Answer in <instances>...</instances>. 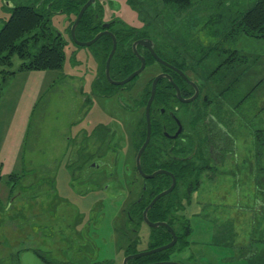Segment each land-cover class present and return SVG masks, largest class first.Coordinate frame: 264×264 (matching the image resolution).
<instances>
[{
	"label": "rangeland",
	"instance_id": "1",
	"mask_svg": "<svg viewBox=\"0 0 264 264\" xmlns=\"http://www.w3.org/2000/svg\"><path fill=\"white\" fill-rule=\"evenodd\" d=\"M42 1L0 0V30L11 8ZM97 1L103 24L157 36L174 59L186 68L193 65L204 79L214 77L224 56L233 57L228 46H215L207 23L196 20L204 18L202 13L171 25L156 15L154 0ZM55 4L63 6V1ZM75 19L61 11L49 19L50 31L65 44L59 70L18 72L23 61L16 55L0 66V264L27 249L43 252L56 264H123L130 243H136L137 253L149 247V227L142 222L134 234L128 211L143 185L135 168L142 145L139 136L134 139L136 128L143 129L140 102L160 69L156 63L147 66L101 96L94 90L102 73L97 47L74 43ZM234 44L251 65L240 93L258 88L243 108V121L233 115L236 158L203 166L198 190L182 200L178 215L189 222V246L172 253V262L264 264V39L243 36ZM29 45L37 47L31 40ZM100 77L104 86L106 77ZM11 174L22 176L13 192ZM188 185H180V197Z\"/></svg>",
	"mask_w": 264,
	"mask_h": 264
},
{
	"label": "trees",
	"instance_id": "2",
	"mask_svg": "<svg viewBox=\"0 0 264 264\" xmlns=\"http://www.w3.org/2000/svg\"><path fill=\"white\" fill-rule=\"evenodd\" d=\"M56 1L43 0L40 5L15 6L10 9V20L0 30V66H7L10 58L16 55L23 61L18 72L25 70H59L61 68L64 61L65 44L62 41L61 35L50 31V16L56 11L68 14L73 13L77 16L87 0H59L63 1V6L56 5ZM154 5L156 15L164 22H170L171 25H176L175 21L180 22L184 19L191 21L196 17L197 13H202L204 18H196V20H203L207 23L208 31L212 33L213 39L217 38L215 46L223 43L232 50L231 54L233 57L224 56L225 60H222L213 70L212 76H214L213 79L216 78L215 81L224 79L225 88H223V96L225 98L226 111H228L227 117H229V114H233L243 121L245 117L243 108L249 102L250 97H253L252 93L258 88V84H256L257 86H252L247 93H240L243 80L246 81L250 74L251 65L249 64L248 56L239 52L234 43L243 36L264 39V0H154ZM101 16L102 7L96 0L94 5L86 9L77 25L75 29L76 39L79 41L93 39L103 29L104 24L101 22ZM113 25V22L109 23L110 31L116 39V50L110 62V77L112 80L121 81L139 68L140 61L132 50V44L139 39H150L153 43L154 52L161 60L167 63L173 61L180 64L174 59L175 54L171 52L167 44L164 43V46H160L157 36L152 34L146 35L145 31L140 32L134 29L123 28L112 30ZM30 33H33L32 36H30ZM187 36L188 34L185 37ZM39 38L41 41L40 45H38ZM30 40L33 44L32 46L37 45L36 48L32 49L31 45H29ZM42 40L45 41L42 42ZM94 45H96L98 51L96 56L101 59L102 73L100 76L104 80V66L112 49V39L108 35H103ZM137 51L144 57L146 67L156 63L143 47L138 46ZM14 74L15 72H10V75ZM231 75H234V77H231ZM100 76L94 84V90L101 96L110 95L108 94L109 92L120 87L111 85L106 79L104 81L105 85L101 86L100 83L102 81H100ZM153 78L149 80L145 87V101L149 97L150 85ZM207 78L210 77L208 76ZM165 87L170 88L167 81L159 82L157 93L160 88L164 89ZM252 89L254 90L252 91ZM153 109L154 103L151 106L150 113L152 143L150 142L142 154L141 169L147 174L165 169L175 177L176 185L172 192L160 198L149 209L147 217L150 222H163L171 227L177 236V242L170 249L129 260L128 264H149L169 261V256L172 253L181 252L189 246L187 237L191 233V228L188 220L184 216H179L178 212L183 211V198L188 199L190 194L198 190L202 178L201 172L209 164V160L205 156L207 154L206 149L200 144L201 148L197 153L195 150L193 154H188L190 149L187 151L183 150V156L189 155L183 159L179 158L175 159V161H169L162 158L163 160H161L157 156L158 151L153 142L154 137L159 134V129L156 128L154 122ZM261 109H264V106ZM248 111L250 113L251 109ZM145 125V117L143 116V131L140 137L141 144L145 137ZM21 178L22 176L20 177L15 174L9 176L8 182L11 184V192L14 191ZM187 183L189 185L184 191V196L180 197L178 194L180 185L184 186ZM191 184L193 185L191 186ZM170 185L171 177L167 174H158L152 179L143 180L138 201L133 203L128 211L129 228L134 234L137 233V228L143 222L142 213L144 209L156 195L168 189ZM149 229L148 250L164 246L172 240L169 231L165 227ZM135 244L134 242L130 243L125 256L137 253L134 249ZM35 252L44 263L56 264L45 256L43 252L39 250H35ZM9 264H19L18 255L12 256Z\"/></svg>",
	"mask_w": 264,
	"mask_h": 264
},
{
	"label": "flooded vegetation",
	"instance_id": "3",
	"mask_svg": "<svg viewBox=\"0 0 264 264\" xmlns=\"http://www.w3.org/2000/svg\"><path fill=\"white\" fill-rule=\"evenodd\" d=\"M102 31H108L112 34L110 26L102 29ZM148 53L150 54L149 51ZM156 64L160 70L154 78L158 75H163L157 82L155 95L151 103V106L154 103V122L156 128L159 129L158 136L154 137L155 141L153 139L156 150L158 151L157 156L161 160L164 158L169 161H175V159H183L189 156L188 154H193L195 150L197 153L201 145L206 149L207 154L205 156L207 160H209V163H216L220 159L222 161L223 158L227 156L234 160V158H236V144L233 134V124L235 120L233 119V114H229V117L226 115L227 109L223 96V88H225L224 79L217 80V83L215 81L216 78L204 79L203 76H199L196 73L193 65L192 67L186 68L173 61L167 63L168 66L161 65L157 62ZM163 67H165V69H163ZM168 76L171 81L168 79ZM164 80L168 82L170 88H160L157 93L158 83ZM214 84L220 89L212 88L211 90L210 87ZM214 92H218V94ZM148 99L146 101L143 99L142 102H140L143 107L144 117ZM151 106L149 108V114L151 113ZM251 113L252 109L250 111V114ZM182 116L185 117V124L181 122ZM232 126L233 129H231ZM142 131V127L136 128L134 139L135 136H139L140 139ZM90 136L91 135L86 138ZM145 139L146 126L143 142ZM151 139L150 133L148 145L150 142L152 143ZM189 149V153L183 156V150L187 151ZM218 156L221 157L218 159ZM90 166L93 167L92 164ZM160 170L166 171L165 169ZM142 179L145 180L143 177Z\"/></svg>",
	"mask_w": 264,
	"mask_h": 264
},
{
	"label": "water",
	"instance_id": "4",
	"mask_svg": "<svg viewBox=\"0 0 264 264\" xmlns=\"http://www.w3.org/2000/svg\"><path fill=\"white\" fill-rule=\"evenodd\" d=\"M95 2H96V0H87V2L82 6V8L80 9V11L78 12V14L76 16V19H75L74 23L71 26L70 35H71V38L73 39L74 43H76L79 46H91L103 35H109L111 37V39H112V49H111V51H110V53H109V55H108V57L106 59L105 70H104L105 77L109 81V83H111L112 85H115V86H122L124 84L129 83L130 81L135 79L137 76H139L143 72V70L146 68V61H145L144 57L141 56L138 53L137 46H141V47L147 49L150 52V54L153 57V59L157 63H159L161 65H164V66H168V64L165 61L161 60V58H159L157 56V54L154 52L153 43H152V41L150 39H140V40L135 41L132 44L133 53L140 61L139 68L136 69L135 71H133L128 77H126L125 79H123L121 81L112 80L111 77H110V62H111V59H112V57H113V55L115 53V50H116V39H115L114 35L109 33L108 31H101L98 34H96L93 39H91L89 41H79L75 37V29H76L77 25L79 24L84 12L86 11V9L88 7H90L91 5H94ZM103 27L107 28L108 24H104ZM162 76L163 75L156 76L152 80V83H151L150 97H149V99L147 101L146 108H145L146 139H145L144 143L141 145V147L139 148V150L137 151V154H136V157H135V168L137 170V173L141 177H143L145 180L152 179L158 174H167V175H169L171 177V185L169 186V188L166 189L165 191H162L161 193H159L158 195H156L152 199V201L144 209V211L142 213V218H143V222L149 228L165 227L169 231V233H170V235L172 237V240L168 244H166L164 246H161V247H158V248H154V249H150V250H147V251H144V252H139V253L132 254V255H127L124 258V260H123V264H128L129 260H132V259L141 258V257H144V256H148V255H151V254H155V253L170 249L177 242V236H176L174 230L171 227H169L166 223H163V222H155V223L150 222L148 217H147V212L149 211V209H151L154 206V204L160 198H162L163 196H165V195L169 194L170 192H172V190L174 189V187L176 185V179L171 173H169L167 171H164V170H158V171H155V172H153L151 174H145L142 171V169H141V156H142L143 152L145 151V149H146V147H147V145L149 143L150 133H151L149 108L151 106V103H152L154 95H155V89H156L157 82L162 78ZM168 79L170 80L169 76H168ZM93 167H96V165H93ZM149 264H180V263L172 262V261H163V262H156V263H149Z\"/></svg>",
	"mask_w": 264,
	"mask_h": 264
},
{
	"label": "crops",
	"instance_id": "5",
	"mask_svg": "<svg viewBox=\"0 0 264 264\" xmlns=\"http://www.w3.org/2000/svg\"><path fill=\"white\" fill-rule=\"evenodd\" d=\"M18 261L19 264H46L35 251L28 249L18 254Z\"/></svg>",
	"mask_w": 264,
	"mask_h": 264
}]
</instances>
